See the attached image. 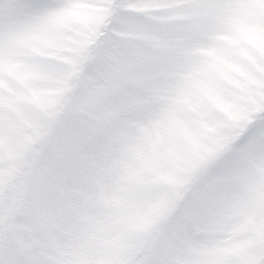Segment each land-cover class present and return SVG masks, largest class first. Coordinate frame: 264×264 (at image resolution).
Segmentation results:
<instances>
[{"label":"snow or ice","instance_id":"obj_1","mask_svg":"<svg viewBox=\"0 0 264 264\" xmlns=\"http://www.w3.org/2000/svg\"><path fill=\"white\" fill-rule=\"evenodd\" d=\"M0 264H264V0H0Z\"/></svg>","mask_w":264,"mask_h":264}]
</instances>
